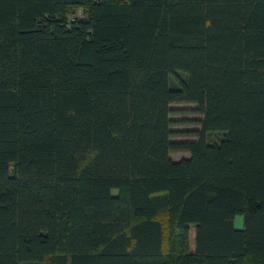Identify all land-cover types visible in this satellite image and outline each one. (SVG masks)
Returning a JSON list of instances; mask_svg holds the SVG:
<instances>
[{"label":"trees","instance_id":"1","mask_svg":"<svg viewBox=\"0 0 264 264\" xmlns=\"http://www.w3.org/2000/svg\"><path fill=\"white\" fill-rule=\"evenodd\" d=\"M0 264H264V0H0Z\"/></svg>","mask_w":264,"mask_h":264},{"label":"rangeland","instance_id":"2","mask_svg":"<svg viewBox=\"0 0 264 264\" xmlns=\"http://www.w3.org/2000/svg\"><path fill=\"white\" fill-rule=\"evenodd\" d=\"M81 16L82 14L78 13L76 16ZM176 109H178L179 111H188V112H185L184 115H179L178 117H174V120H179L180 122H183L179 125H175V127H173L174 131H178V132H188V131H191V130H195L194 126L192 124H190L193 120L195 119H198L200 120V117L199 116H196V115H193V113L191 111H193L195 108V106L193 105H180V106H176L175 107ZM191 112V113H190ZM177 139H174V140H182V139H191L189 137H185V138H179V137H176ZM188 154H181V153H177V154H172L171 157L173 160H180L182 158H188ZM114 195H116L117 193L114 192L113 193ZM235 227L236 229H240L243 227V220L241 217H237L236 220H235ZM193 233H194V230L192 229V238H193Z\"/></svg>","mask_w":264,"mask_h":264},{"label":"crops","instance_id":"3","mask_svg":"<svg viewBox=\"0 0 264 264\" xmlns=\"http://www.w3.org/2000/svg\"><path fill=\"white\" fill-rule=\"evenodd\" d=\"M241 229V228H240Z\"/></svg>","mask_w":264,"mask_h":264}]
</instances>
